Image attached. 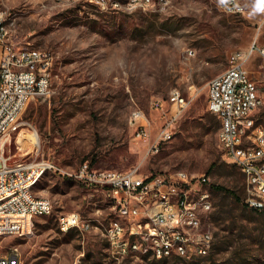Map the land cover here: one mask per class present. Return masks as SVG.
Instances as JSON below:
<instances>
[{"label":"rangeland","instance_id":"1","mask_svg":"<svg viewBox=\"0 0 264 264\" xmlns=\"http://www.w3.org/2000/svg\"><path fill=\"white\" fill-rule=\"evenodd\" d=\"M239 1L241 10L227 0H150L155 3L144 7L131 0H0L19 45L51 54L49 89L22 110L5 153L11 161L44 159L58 168L33 188L52 200L53 210L33 216L26 233H0V255L18 247V264H264V210L246 204L244 175L226 159L220 120L207 104L209 80L229 67L233 53L264 43L259 0ZM261 63L255 51L245 61L255 78L263 77ZM176 88L188 103L172 137L149 150L152 141L137 137L136 127L146 122L155 136ZM138 110L148 120L135 118ZM85 160L99 168L137 167L149 176L205 173L213 197L210 252L192 259L140 252L115 258L104 235L116 215L113 199L61 171ZM68 212L98 227L64 230L58 218Z\"/></svg>","mask_w":264,"mask_h":264},{"label":"built area","instance_id":"2","mask_svg":"<svg viewBox=\"0 0 264 264\" xmlns=\"http://www.w3.org/2000/svg\"><path fill=\"white\" fill-rule=\"evenodd\" d=\"M140 6L152 5L147 0H131ZM234 10H241L239 0H227ZM104 5V3H103ZM258 10L264 11V0ZM262 60V78H255L245 65L252 52ZM50 52L34 46H22L15 40L4 14H0V233H26L32 227L33 216L40 210H53L48 197L32 194V180L41 169L58 168L49 160H13L5 153L4 144L19 126L18 119L27 103L49 89ZM171 107L159 126L149 150L173 135L175 120L186 107L188 99L179 89L170 93ZM208 109L220 120L218 142L226 159L235 163L244 175L248 205L264 210V43L254 42L246 51H235L229 67L208 82ZM164 111V112H165ZM135 118H148L141 110ZM136 136L149 139L146 122L136 127ZM2 141V142H1ZM81 183L101 189L111 199L115 213L127 220V227L112 221L105 228L112 255L119 259L136 256L135 237H142L144 249L154 257L207 255L214 242V232L207 226V216L213 209V197L206 187L209 176H198L185 170L149 176L132 168L118 170L99 168L85 160L73 171L61 170ZM198 187L205 195L196 197ZM62 229L67 224L80 225L84 234L97 225L86 224L78 212L61 214ZM18 247L0 255V264H18Z\"/></svg>","mask_w":264,"mask_h":264},{"label":"bare ground","instance_id":"3","mask_svg":"<svg viewBox=\"0 0 264 264\" xmlns=\"http://www.w3.org/2000/svg\"><path fill=\"white\" fill-rule=\"evenodd\" d=\"M148 1H150V0H147V2ZM47 170H49V169H41L36 173L35 179L32 180V194H36L34 192L33 188L36 185V183L38 182V180L41 178V176ZM204 195H205V190H203L202 187H198L196 190V197H203ZM38 196H40V195H38ZM40 197H46V196H40ZM113 201H114V206H115V199H113ZM51 211H52L51 209L40 210V215L49 214ZM124 220H125V218L119 214H116L112 218V221H114V223L118 224L120 227H127V223ZM86 224H92V220L86 218ZM70 227H77L80 230V225H78V224H67V229H69ZM135 246H136V254H138V252H140L143 254L152 255L154 257V252L151 249H144V242H142V237H135ZM164 257H171V252H164ZM196 257H201V255H190L189 257H180V258L192 259V258H196Z\"/></svg>","mask_w":264,"mask_h":264},{"label":"crops","instance_id":"4","mask_svg":"<svg viewBox=\"0 0 264 264\" xmlns=\"http://www.w3.org/2000/svg\"><path fill=\"white\" fill-rule=\"evenodd\" d=\"M155 136H156V133H155ZM155 136H154V134H153V135H150V137H152L153 139L150 138V139H148V141H150V140L153 141L154 138H155ZM92 224H93V223H92ZM72 228H76V229H78L77 227H72ZM78 230H79V229H78Z\"/></svg>","mask_w":264,"mask_h":264},{"label":"trees","instance_id":"5","mask_svg":"<svg viewBox=\"0 0 264 264\" xmlns=\"http://www.w3.org/2000/svg\"><path fill=\"white\" fill-rule=\"evenodd\" d=\"M216 187H218V188H220V189H226L225 187H223V186H219V185H217ZM227 190V189H226ZM247 204V203H246ZM248 205V204H247ZM253 208V207H252ZM253 209H255V210H258V209H256V208H253Z\"/></svg>","mask_w":264,"mask_h":264}]
</instances>
